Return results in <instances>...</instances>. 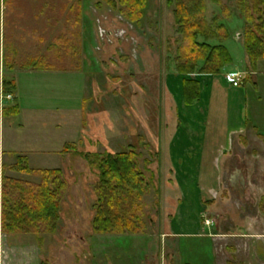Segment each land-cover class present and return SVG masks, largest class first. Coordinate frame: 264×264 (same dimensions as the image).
Instances as JSON below:
<instances>
[{
  "label": "rangeland",
  "instance_id": "374dc122",
  "mask_svg": "<svg viewBox=\"0 0 264 264\" xmlns=\"http://www.w3.org/2000/svg\"><path fill=\"white\" fill-rule=\"evenodd\" d=\"M168 1L140 0L133 12L127 0H0V167L10 179L37 183L10 171L18 157H26L33 170L61 171L67 186L56 232H0V264H264V141L257 136L262 130L235 135L224 158L205 157L212 173L200 174L201 221L192 181L185 189L189 179L174 173L166 157V136L179 124L169 87L173 78L193 76L176 72L184 49ZM251 1V22L241 13L240 0L204 3L206 19H219L228 33L222 45L232 62L221 74L240 66L244 30L258 24ZM37 7L60 11L61 24L54 20L57 11L45 14L47 24H34L30 13ZM38 58L45 67L72 74L25 76ZM4 81L18 84L14 94L3 96ZM13 105L17 116L2 111ZM198 125L190 129L197 132ZM66 144H73L75 153L60 154ZM129 150L139 155L147 184L144 233L95 235L98 173L76 153ZM197 221L200 236L171 234L190 231Z\"/></svg>",
  "mask_w": 264,
  "mask_h": 264
},
{
  "label": "trees",
  "instance_id": "16d2710c",
  "mask_svg": "<svg viewBox=\"0 0 264 264\" xmlns=\"http://www.w3.org/2000/svg\"><path fill=\"white\" fill-rule=\"evenodd\" d=\"M127 1L129 11L133 12L141 4L140 0ZM205 1H168L174 6L173 16L183 42L184 55L176 67L177 74L181 76H217L232 62L230 54L222 45L228 37L227 30L219 19H206ZM251 4L258 16V24H255L254 29L244 30L248 72H254L257 63L264 60V0H252ZM240 6L246 21L251 22L248 9L250 4L247 0H240ZM214 41L216 43H213ZM33 61H36L37 65L32 62L33 65L27 66L28 70L52 68L41 65L42 59ZM2 86L3 96L15 93L14 81H4ZM183 97L186 105L198 100L199 84L196 80L184 79ZM3 110H8L9 115L14 117L19 113L16 105L5 106ZM73 148V144H66L60 154L75 153ZM76 154L85 157L90 168L98 173L94 189L96 202L92 221L93 234L142 235L145 229L142 198L147 193V184L137 165L139 155L133 150L101 156L82 152ZM10 171L37 178L39 181L30 183L10 179L5 175V168L0 167V232L3 235H53L60 219V203L67 188L61 171L33 170L29 167L26 157H18Z\"/></svg>",
  "mask_w": 264,
  "mask_h": 264
},
{
  "label": "crops",
  "instance_id": "0c3cea01",
  "mask_svg": "<svg viewBox=\"0 0 264 264\" xmlns=\"http://www.w3.org/2000/svg\"><path fill=\"white\" fill-rule=\"evenodd\" d=\"M70 8L67 10H70ZM75 9L78 10L77 7ZM55 11L57 10L46 9L45 7L32 8V12L30 13L32 15V22L37 26L40 22L46 23L45 14H52ZM72 12L76 11L72 10ZM57 14L60 16L54 18V20L58 21L57 24H61V19L59 18L61 17V12L57 11ZM40 40H43V38ZM239 61L240 66L234 65V70L220 73L217 76L193 75L190 79L196 80L199 84V98L191 105H186L183 97V81L188 78H173L174 81L172 83L174 85H170L169 87L172 89L171 94L174 97L175 116L179 124L175 127L172 135L166 136L165 154L168 160L170 159L171 161L170 164L173 172L189 179V182L184 186L185 189L188 188L187 186L192 181L190 189L194 193V204L197 206L196 215H199L197 218L200 221L205 215L203 210L205 203L203 199L205 196L202 192L204 188L201 186L202 178L200 174L212 173L210 159L207 161V166L204 165L205 157L224 158L227 147L226 143L230 144L229 148L231 149V139L241 133L262 130L263 133L257 132V136L262 140L264 138V60L257 63L254 72L247 71L248 62L245 51ZM240 67L242 68L241 70L239 69ZM38 73L47 75L72 74V72L52 67L45 70H26L25 76H39L40 74ZM231 75H238L240 77L241 83L238 87L232 86ZM15 84L17 90L18 84ZM195 125H198L199 128L197 132L190 129L191 126L195 127ZM212 141L218 142V144L212 145ZM242 150H246V148L243 147ZM181 157L192 159L186 160L183 163L184 161H180ZM217 167L216 164L215 172H219ZM175 186L179 188L178 181L175 182ZM182 202L183 197L181 198ZM177 231L179 232L171 234L174 237L200 236L199 221L195 223L194 228L190 229L192 232L188 230L187 232H185L186 230L183 232V230L178 229ZM23 260H26L25 255L23 256ZM183 264H193V262L184 261Z\"/></svg>",
  "mask_w": 264,
  "mask_h": 264
},
{
  "label": "built area",
  "instance_id": "2783aa9c",
  "mask_svg": "<svg viewBox=\"0 0 264 264\" xmlns=\"http://www.w3.org/2000/svg\"><path fill=\"white\" fill-rule=\"evenodd\" d=\"M231 84L233 87H238L241 83L240 77L238 75H231L230 76ZM9 98V97H7Z\"/></svg>",
  "mask_w": 264,
  "mask_h": 264
}]
</instances>
